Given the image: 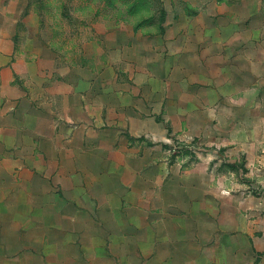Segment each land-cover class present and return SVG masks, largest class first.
<instances>
[{
	"label": "crops",
	"instance_id": "obj_1",
	"mask_svg": "<svg viewBox=\"0 0 264 264\" xmlns=\"http://www.w3.org/2000/svg\"><path fill=\"white\" fill-rule=\"evenodd\" d=\"M184 1L193 12H168L156 44L147 26H94L92 52L67 58L36 24L15 41L36 11L0 0V264H264L259 236L203 217L195 197L184 202L185 172L138 142L155 95L169 113L182 87H205L213 106L224 97L243 114L235 128L262 171L264 0Z\"/></svg>",
	"mask_w": 264,
	"mask_h": 264
},
{
	"label": "rangeland",
	"instance_id": "obj_2",
	"mask_svg": "<svg viewBox=\"0 0 264 264\" xmlns=\"http://www.w3.org/2000/svg\"><path fill=\"white\" fill-rule=\"evenodd\" d=\"M27 4L36 12H23L17 25L20 36L15 34L13 39L20 41L27 38L28 31L33 30V24H36L40 32L38 39L43 43H52L67 58H75L79 54L84 56V49L92 52L94 47L86 41L95 36L94 26L107 32L114 27L135 26L139 30L147 26L153 32L156 44V36L167 25L168 12L194 10L191 3L184 0H27ZM104 52L107 58L118 54L107 49ZM116 66L126 68L123 64ZM25 70L20 66V75L15 74L24 78ZM160 75L159 71V78L153 81L152 89L159 95L162 90ZM143 81L137 76V83L143 84ZM145 90L148 91V88ZM171 90L179 91L177 84L171 86ZM222 90L224 88L218 91ZM182 91L186 96L184 99L175 97V104L171 105L169 113L160 111V96L155 95L152 104L148 101V110H153L151 117L154 125L148 126V134L141 135L143 140L138 137V142H150L147 152H150L151 146L158 159L155 163H160L159 158L164 154L163 161L171 169L185 172L181 180L188 198L184 202L191 204L193 200L189 198L195 197L194 202L201 204L203 217L216 216L219 224L222 222L219 225L222 228L227 217H232L235 229L238 227L255 233L263 242L264 163L259 162L262 171L248 166L251 159H248V146L242 144L241 128H235L237 122L241 125L243 114L229 111L232 108L226 106L224 97L218 106H213L215 97H210L209 88L194 90L187 85L181 88L183 96ZM138 125L143 127L141 123ZM245 132L244 137L255 134L254 131ZM259 135L264 138V128ZM262 148L264 150V144L260 150ZM254 149L257 150V146ZM252 156L256 157L257 153Z\"/></svg>",
	"mask_w": 264,
	"mask_h": 264
}]
</instances>
